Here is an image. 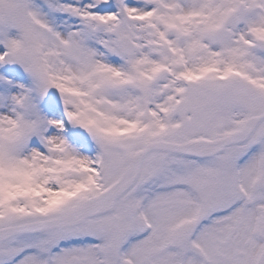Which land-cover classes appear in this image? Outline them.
<instances>
[{
  "label": "snow or ice",
  "instance_id": "snow-or-ice-1",
  "mask_svg": "<svg viewBox=\"0 0 264 264\" xmlns=\"http://www.w3.org/2000/svg\"><path fill=\"white\" fill-rule=\"evenodd\" d=\"M0 264H264V0H0Z\"/></svg>",
  "mask_w": 264,
  "mask_h": 264
}]
</instances>
